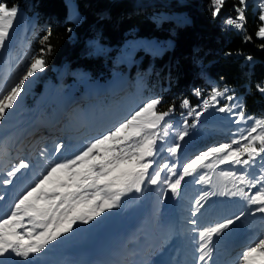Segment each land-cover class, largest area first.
I'll return each mask as SVG.
<instances>
[{"label": "rangeland", "instance_id": "obj_1", "mask_svg": "<svg viewBox=\"0 0 264 264\" xmlns=\"http://www.w3.org/2000/svg\"><path fill=\"white\" fill-rule=\"evenodd\" d=\"M65 1L67 16L77 21L80 14L76 10V1ZM135 1L139 3L141 0ZM183 1L187 3L189 0ZM258 3L259 0H248L250 10L258 11L259 15ZM15 5L19 7V16L9 29L10 36L5 46L0 48V93H6L18 82L26 66L35 57L31 54L19 61L20 52H14L16 46L24 42L23 33L31 20L20 5ZM151 16L156 21L170 16L182 17L184 20L189 18L175 9L163 7L152 8ZM170 45L169 38L163 40L146 35L131 37L128 43L116 48L112 55L115 65L124 63L125 66H113L111 74L104 79H90L78 69L73 71L77 73L73 80L63 81L65 70L61 67L54 70L55 77L44 79L40 89L35 90L42 71L38 70L30 77L22 86L14 107L6 110V117L0 120V180L7 178V172L18 166L20 161L30 165L13 178L12 185H0V195L5 197L0 201V215L5 214L15 199L32 186L51 163L71 159L93 139L126 119L144 102L156 98L155 86L151 89L152 95H149L145 71L130 74L129 65L132 61H138L144 51L160 54ZM108 49L104 46L101 52L105 53ZM137 49L141 51L136 54ZM128 76H132L130 91L127 90L130 85L123 89ZM257 84L264 86V80ZM213 88L221 91L227 88L229 91L212 101ZM227 96H232L233 100L229 101ZM206 100L211 102L214 112H210L209 107H203L201 97L197 102L189 103L188 107H182L180 115L170 113L165 118L167 135H164V128L156 130L161 137L157 141L156 152L154 156L145 158V162L151 161L148 169L150 173H161L156 184L148 183L149 177L145 176L140 192L135 188L121 191L116 207L105 208L87 224L77 220L70 232L51 241L46 250L28 264H93L100 259L104 264H172L181 252H185L187 261L203 264L198 261L200 253L196 251L200 243L199 232L225 219L240 216L242 212L244 215L222 235L213 237L208 264H244L239 259L243 251L264 238V213L256 211L261 205L252 204L248 199L264 187V182L255 183L264 174V153L257 154L255 162L249 166L236 164L231 158L221 163L226 151L211 154L190 170L187 176L183 175V169L202 153L221 144H228L233 151L239 149L241 159H247L248 153L243 152V146L251 137L264 134V125L255 124L256 120L264 121V113H250L244 107L245 117L252 119L239 120L235 114L237 108H233L232 112H220L218 109L225 105L244 106L243 94L227 84H213L206 93ZM189 112L192 114L189 115ZM116 116L122 120H118L115 125L110 124L109 120ZM106 123L110 124L108 128H98ZM253 127H256L255 132H251ZM182 131H187V135L181 140L179 133ZM138 141L139 138H133L130 143L135 146ZM57 144L63 147L60 153L54 154ZM175 144L180 147L173 154L168 149ZM30 145L31 149L26 150ZM252 146L257 149L264 147L258 139L252 141ZM134 168L135 164L130 163L121 165L119 171H132ZM177 173L183 179L178 194L174 195L169 184L179 178ZM114 174L118 175L119 172ZM241 176L246 177V181L253 180L254 184L241 183ZM240 190L246 195H242ZM86 191L91 193L96 189L89 188ZM115 191L120 189L112 192L105 190L102 195L108 198ZM204 193L208 195L201 199ZM226 211L232 214L224 218L223 213ZM193 220L195 224L191 223ZM30 228L32 225L27 223L26 218L25 228L17 229L24 236L22 243L29 241L26 230ZM119 257L121 260L116 261Z\"/></svg>", "mask_w": 264, "mask_h": 264}, {"label": "trees", "instance_id": "obj_2", "mask_svg": "<svg viewBox=\"0 0 264 264\" xmlns=\"http://www.w3.org/2000/svg\"><path fill=\"white\" fill-rule=\"evenodd\" d=\"M75 1L80 14L77 21L67 16L65 0H0L8 6L20 5L31 19L23 33L24 42L15 45L14 52H20L19 61L31 54L37 57L40 49H45V67L35 90L40 89L44 79L55 77L54 70L61 67L65 70L63 81L73 80L77 75L73 71L78 69L90 79H104L111 74L113 66H125L113 63L116 48L128 43L131 37L146 35L171 40V45L160 54L144 51L138 61L129 65L130 74L145 71L149 95L155 86L156 96L163 100L159 111L174 105L171 113L178 114L183 110L184 99L195 103L206 97L213 84H227L243 94L248 112L264 113V95L256 90V84L264 80V49L261 48L264 39L255 35L261 23L258 11L252 12L247 6L244 27L237 31L227 28L224 20L236 14L232 5L238 0H227L216 18L211 15L210 0ZM155 7L175 9L189 18L170 16L156 21L151 16V9ZM49 32L50 38L41 44ZM245 36L251 40L246 41ZM104 46L109 49L102 53ZM140 51L137 49L135 53ZM229 52L232 55L226 56ZM249 56L251 61L247 60ZM131 83L132 76H128L123 89ZM131 88L132 85L127 90ZM196 89L202 93L200 97L194 95ZM118 120H122L120 116L109 121L115 125ZM110 124L106 123L105 128Z\"/></svg>", "mask_w": 264, "mask_h": 264}, {"label": "snow or ice", "instance_id": "obj_3", "mask_svg": "<svg viewBox=\"0 0 264 264\" xmlns=\"http://www.w3.org/2000/svg\"><path fill=\"white\" fill-rule=\"evenodd\" d=\"M210 3L211 15L216 18L227 0H210ZM247 6L248 0H238L237 4H233L232 7L236 15L234 17L228 16L224 20L225 26L237 31L242 30L246 21ZM258 9L261 23L255 35L264 39V0H259ZM18 16V6L14 5L9 8L6 3L0 2V48L5 46L6 40L10 36L9 29L14 26V19ZM50 36L51 33H47L42 38L41 44H44ZM245 40L250 41L251 37L245 36ZM261 48L264 49V44H261ZM44 52L45 49L42 47L40 55L34 57L33 62L26 66V71L18 82L11 86L6 93H0V120L6 117V110L14 107V102L21 95L22 86L25 85L26 81L33 77L38 70L44 69ZM225 55L230 56L232 53H225ZM251 59V56L247 57V60L251 61ZM256 90L264 95V86L261 84L256 85ZM228 91L227 88L223 91L213 88L210 99L215 101L217 97L226 95ZM194 95L200 97L202 93L196 89ZM227 99L231 101L233 97L227 96ZM162 103L163 100L160 97L147 100L118 125L93 139L71 159L51 163L44 174L15 199L5 214L0 215V264H28L34 257L41 255L51 241H56L62 234L70 232L77 220L87 224L99 216L105 208L116 207L120 200L121 191H130L135 188L137 192H140V185L144 182L145 176L149 177L148 183L156 184L161 173L159 171L154 174L150 173L148 169L151 166V161L145 162V158L154 156L156 152L157 141L161 139L156 130L164 128V135H167L168 125L165 118L174 111V105H170L166 111L161 112L158 106ZM189 103V100L184 99L181 107H188ZM203 106L207 108L209 100H204ZM233 108L238 109L235 114L239 120L252 119V117H245L243 104L225 105L218 110L220 112H232ZM191 114L192 112H189V115ZM196 114L199 115V113ZM255 124L261 126L264 125V121L256 120ZM255 131L256 127H253L251 132ZM186 135L187 131H182L179 133V138L182 140ZM133 138H139L135 146L130 143ZM257 139L261 145H264V134H261L251 137L249 142L243 146V152L248 153L247 159H241L242 153L239 149L233 151L230 150L228 144H221L186 164L183 175H189L190 170L201 164L211 154L225 153L226 151L227 154L221 163L231 158L236 164L249 166L255 162L257 154L264 153V147L257 149L252 146V141ZM105 145L107 147H104ZM62 147V144H57L55 151L60 153ZM179 147V144H175L168 151L175 154ZM130 163L135 164L132 171H119L121 165ZM29 166L27 162L20 161L18 166L7 172V178L0 180V185H12L13 178L22 169H27ZM163 167L168 166L164 165ZM117 172L119 174L115 175L114 173ZM58 173L63 175H57ZM176 175L179 176V173ZM182 179L183 176H179L173 183L169 184L174 195L178 194ZM239 179L241 183L254 184L253 180L246 181L244 176L239 177ZM262 182H264V174L255 181V183ZM101 185L103 187H100ZM89 188L96 189V191L89 193L86 191ZM114 189H120V191H115L108 198L102 195L105 190L112 192ZM240 191L242 195H246L243 190ZM207 195L208 193H204L201 199ZM4 199V195H0V201ZM248 199L252 204L261 205L257 207L256 211L264 213V187ZM97 201L100 203H96ZM197 204H200L199 200ZM81 208L88 210L81 211ZM195 214L194 212L193 215ZM243 215L242 212L240 216L225 219L223 222L199 232L200 243L196 249L200 253L199 262L208 264V260L211 259L213 237L222 235L229 226L233 225ZM26 218L27 223L31 224L32 228L26 230L29 241L22 243L24 236L17 229L25 228ZM191 223L195 224L196 221L193 220ZM35 229H41V231L36 232ZM13 257L19 259L14 260ZM239 259L244 264H264V238H260L258 243L243 251Z\"/></svg>", "mask_w": 264, "mask_h": 264}, {"label": "bare ground", "instance_id": "obj_4", "mask_svg": "<svg viewBox=\"0 0 264 264\" xmlns=\"http://www.w3.org/2000/svg\"><path fill=\"white\" fill-rule=\"evenodd\" d=\"M211 111H213V109L211 108V103L209 102V106ZM54 154H58L56 151L54 152ZM75 264V263H74ZM187 264H193L191 261H187Z\"/></svg>", "mask_w": 264, "mask_h": 264}, {"label": "built area", "instance_id": "obj_5", "mask_svg": "<svg viewBox=\"0 0 264 264\" xmlns=\"http://www.w3.org/2000/svg\"><path fill=\"white\" fill-rule=\"evenodd\" d=\"M235 15H236V14H235ZM235 15H234V16H235ZM234 16H233V17H234Z\"/></svg>", "mask_w": 264, "mask_h": 264}]
</instances>
